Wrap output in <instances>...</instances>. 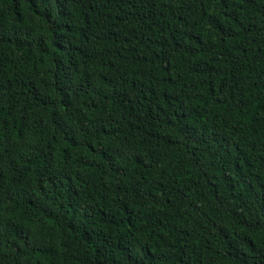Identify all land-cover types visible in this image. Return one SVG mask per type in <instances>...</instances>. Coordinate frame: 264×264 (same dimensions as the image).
I'll use <instances>...</instances> for the list:
<instances>
[{"label": "trees", "instance_id": "obj_1", "mask_svg": "<svg viewBox=\"0 0 264 264\" xmlns=\"http://www.w3.org/2000/svg\"><path fill=\"white\" fill-rule=\"evenodd\" d=\"M0 264H264V0H0Z\"/></svg>", "mask_w": 264, "mask_h": 264}]
</instances>
